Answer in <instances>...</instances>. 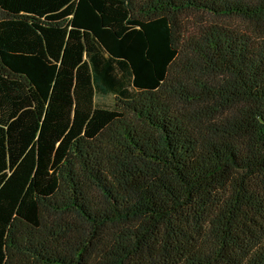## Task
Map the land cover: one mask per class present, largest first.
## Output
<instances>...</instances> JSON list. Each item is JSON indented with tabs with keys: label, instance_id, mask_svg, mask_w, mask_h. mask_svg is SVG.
Masks as SVG:
<instances>
[{
	"label": "trees",
	"instance_id": "16d2710c",
	"mask_svg": "<svg viewBox=\"0 0 264 264\" xmlns=\"http://www.w3.org/2000/svg\"><path fill=\"white\" fill-rule=\"evenodd\" d=\"M0 264H264V0H0Z\"/></svg>",
	"mask_w": 264,
	"mask_h": 264
},
{
	"label": "rangeland",
	"instance_id": "374dc122",
	"mask_svg": "<svg viewBox=\"0 0 264 264\" xmlns=\"http://www.w3.org/2000/svg\"><path fill=\"white\" fill-rule=\"evenodd\" d=\"M105 101L106 102H109V103H112L113 102V98L112 96L108 97V98H105Z\"/></svg>",
	"mask_w": 264,
	"mask_h": 264
}]
</instances>
